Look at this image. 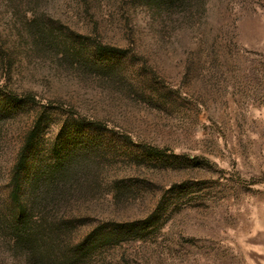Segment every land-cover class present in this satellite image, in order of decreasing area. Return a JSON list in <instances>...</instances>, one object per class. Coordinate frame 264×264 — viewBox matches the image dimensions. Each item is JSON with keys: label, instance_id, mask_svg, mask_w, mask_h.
Segmentation results:
<instances>
[{"label": "rangeland", "instance_id": "rangeland-1", "mask_svg": "<svg viewBox=\"0 0 264 264\" xmlns=\"http://www.w3.org/2000/svg\"><path fill=\"white\" fill-rule=\"evenodd\" d=\"M0 264H264V0H0Z\"/></svg>", "mask_w": 264, "mask_h": 264}, {"label": "trees", "instance_id": "trees-1", "mask_svg": "<svg viewBox=\"0 0 264 264\" xmlns=\"http://www.w3.org/2000/svg\"><path fill=\"white\" fill-rule=\"evenodd\" d=\"M99 48V46L97 47ZM19 168V167H18ZM18 170V169H17ZM17 170L15 169V172H17ZM16 180V179H15ZM20 185L18 184L17 181H14L13 183H10V200H11V204H12V215H13V218L16 217L17 219H20L23 226H24V222L26 224H28V220L29 218H26L24 219V214H25V209L20 205V200H19V191H20ZM46 190V189H44ZM44 194V193H43ZM42 195V192L41 194L39 193V196ZM112 235V238H115L113 233H110ZM107 240H109V237L107 236ZM98 241H93V243H96ZM90 250V247L87 248V250Z\"/></svg>", "mask_w": 264, "mask_h": 264}]
</instances>
